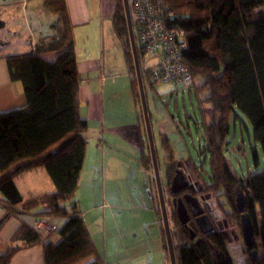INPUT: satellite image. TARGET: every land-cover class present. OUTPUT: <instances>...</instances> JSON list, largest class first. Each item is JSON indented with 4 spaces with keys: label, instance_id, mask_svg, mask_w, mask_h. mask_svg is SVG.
<instances>
[{
    "label": "trees",
    "instance_id": "1",
    "mask_svg": "<svg viewBox=\"0 0 264 264\" xmlns=\"http://www.w3.org/2000/svg\"><path fill=\"white\" fill-rule=\"evenodd\" d=\"M165 3L175 13L170 23L185 31L183 62L199 80L189 92L198 98L201 111L202 118L197 123L203 131L204 153L209 156L208 178L203 177V164L198 165L191 157L184 161L185 165L194 168L197 179L207 190L226 199L240 228L237 198L243 195L245 212L254 227L251 248L261 250L255 258L247 247L249 254L244 264H264V0H165ZM44 6L58 15L55 32L40 38L33 50L4 57L11 80L22 83L29 110L0 113V191L5 196L0 230L11 216L29 212L41 203L47 206L43 214L64 217L66 221L59 230L62 237L59 242H44L41 232L23 223L11 242L23 240L24 244L10 245L0 254V264H8L18 250L40 243L44 248V264H78L89 257L94 258L85 264H104L76 196L89 125L79 111L81 75L74 25L66 0H44ZM112 20L117 35L124 41L131 90L145 123L123 0H116ZM138 53L141 60L139 48ZM47 54L56 57L49 60ZM141 70L146 93L149 71ZM149 115L152 122L150 108ZM239 121L251 124L253 141L261 151L252 146L257 170L248 171L244 177L233 170L227 155L232 124ZM146 140L147 151L142 153L141 164L150 170L153 163L147 137ZM160 141L165 151L163 185L177 264H233L224 230L214 225L212 230L203 232L195 225L192 214L191 225L178 219L171 185L180 160L175 158L170 141L162 133ZM260 163L262 167L258 169ZM40 167L46 168L56 191L24 198L15 177ZM153 182L156 185L155 177ZM186 191L183 189L181 195ZM156 199L158 203L157 188ZM156 212L161 217L163 247L171 264L161 208ZM191 230L195 233L193 237Z\"/></svg>",
    "mask_w": 264,
    "mask_h": 264
},
{
    "label": "crops",
    "instance_id": "2",
    "mask_svg": "<svg viewBox=\"0 0 264 264\" xmlns=\"http://www.w3.org/2000/svg\"><path fill=\"white\" fill-rule=\"evenodd\" d=\"M66 2L81 75L79 111L89 125L76 195L81 215L104 264H168L156 212V185L151 171L141 164L147 151L146 127L131 90L124 41L112 20L116 0ZM58 24V15L44 6V0H0V26L4 27L0 30V113L29 110L22 83L11 80L4 57L35 49L36 42L53 34ZM46 57L53 60L56 55ZM85 174H92L86 198L80 189ZM14 181L24 198L56 191L44 167L22 172ZM4 200L0 191V218ZM46 210L41 203L7 219L0 230V254L10 245L24 244L11 238L23 223L33 226L39 219L46 224L44 242H59L66 219L47 216L42 213ZM8 264H44L43 243L18 250Z\"/></svg>",
    "mask_w": 264,
    "mask_h": 264
},
{
    "label": "rangeland",
    "instance_id": "3",
    "mask_svg": "<svg viewBox=\"0 0 264 264\" xmlns=\"http://www.w3.org/2000/svg\"><path fill=\"white\" fill-rule=\"evenodd\" d=\"M140 62L144 66L147 63V59L142 57ZM146 89L162 182L165 180L163 170L165 151L161 147V141L159 140L160 132L170 141L174 149L175 158L183 161L191 157L198 165L203 164V174L207 176L206 169L209 168V156L208 152L204 153L205 141L203 131L197 123L202 118L198 98L194 93L189 92V88H177L172 83L155 82L153 86L148 84ZM252 146L256 147L261 153L259 145L253 141L251 124L241 121L236 122L235 125L232 124V131L227 145V155L233 170L240 177H244L250 170H257L252 158ZM261 167L262 163H260L258 169ZM150 171L152 177H155L153 168ZM85 175L86 179L84 177L80 189L82 195L86 198L87 192L91 188L89 182L92 174ZM101 180H103L102 175L100 176ZM108 182L109 187L112 189L113 183L111 185V181ZM220 201L224 204L225 209L230 212L231 208L227 204L226 199L222 197ZM158 205L160 207L159 200ZM231 226H234V224ZM231 226L227 231V246L233 258V264H244L249 254L244 237L237 228ZM260 252L261 250L259 249L258 253Z\"/></svg>",
    "mask_w": 264,
    "mask_h": 264
},
{
    "label": "built area",
    "instance_id": "4",
    "mask_svg": "<svg viewBox=\"0 0 264 264\" xmlns=\"http://www.w3.org/2000/svg\"><path fill=\"white\" fill-rule=\"evenodd\" d=\"M137 48L147 59L142 69H148L150 83H172L174 86L192 88L197 80L183 62L186 47L185 31L170 21L175 16L165 0H129ZM0 26V30H3ZM157 58L155 63L151 60ZM150 83H148L150 85ZM34 229L42 233L44 219L34 223Z\"/></svg>",
    "mask_w": 264,
    "mask_h": 264
},
{
    "label": "water",
    "instance_id": "5",
    "mask_svg": "<svg viewBox=\"0 0 264 264\" xmlns=\"http://www.w3.org/2000/svg\"><path fill=\"white\" fill-rule=\"evenodd\" d=\"M123 3H124L126 19L128 23L129 38H130V43H131V48H132L134 65H135L136 74H137L138 83H139L141 106L143 110L146 133H147L150 152L152 156L156 188H157L160 208L162 212V220H163V225H164V230H165V235H166L167 247L169 251L170 263L177 264L176 247H175L174 239L172 236V229H171V223H170V218H169V213H168V208H167V201H166L165 192H164V185L162 182V178H161V174H160V170L158 166L157 151H156L155 139H154V134H153V129H152V122H151V118L149 115V107H148L147 97H146L145 88H144V81H143V76H142L140 58H139L136 38L134 34V29H133V23H132L131 11H130V1L123 0ZM184 180H185L184 175L181 172V170H179L176 173L172 181L171 190L174 193H178L184 187L183 184L181 183V181H184ZM184 200L186 203L183 202L182 199H179L178 201L176 198L173 199L174 204L177 205V212L180 215L181 222L185 223L187 221L188 215H189V210H188V206H189V209L194 214V216H198V215L200 216L197 219V221H198V224L201 230L203 232L210 231L212 227V222L208 216L201 215L202 210L201 208H199L198 200L191 195H186L184 197ZM237 206H238V210L242 213L241 223H242V233H243V237L245 240V244L247 247H252L254 227H253V223H252L250 216L248 215V213L245 212V200L242 194H240L237 198ZM182 216L183 217L185 216V218L183 219ZM203 218L205 219V222L202 221ZM191 233L193 237L195 235L194 231L191 230ZM198 240L199 239H196V241ZM252 254L256 258L258 255V251L253 250Z\"/></svg>",
    "mask_w": 264,
    "mask_h": 264
},
{
    "label": "flooded vegetation",
    "instance_id": "6",
    "mask_svg": "<svg viewBox=\"0 0 264 264\" xmlns=\"http://www.w3.org/2000/svg\"><path fill=\"white\" fill-rule=\"evenodd\" d=\"M184 161L185 160L180 161L178 164L179 166L178 171L181 170L185 178L184 181H181L184 187L178 193H174L175 195H173L171 198L172 202L174 198H176L177 201L179 199H182L183 202H185L184 197L186 195H191L198 200L199 208H201L202 210L201 215L208 216L209 219L211 220L212 222L211 230L213 226L215 225L219 227L220 229L224 230L226 233V236L228 237L227 231L230 228V226L234 224V226H231V227L237 228L240 234L243 235L242 228H240L239 224L237 223L238 221L237 216L233 215L232 210L229 212L225 209L224 204L220 201L222 197L217 198L215 192H210L209 190H207L205 184L201 183L200 180L197 179V175H196L194 168L191 166L184 165L186 164ZM203 177L208 178V176H205V174H203ZM183 189L187 191L181 195V191H183ZM173 207H175V209L177 208V205H175L174 202H173ZM188 210H189V215L185 223H189L191 225L192 220H191L190 215L191 214L194 215V214L190 211L189 206H188ZM177 215H178V219L181 221V218L178 212H177ZM239 215H240L239 219L241 220L242 213L240 212ZM199 217H200L199 215L194 216L195 225H199L197 221ZM184 218L185 216L183 217V219ZM202 221L205 222V219L203 218ZM248 248H250V254L253 255L252 252L254 249L251 247H248Z\"/></svg>",
    "mask_w": 264,
    "mask_h": 264
}]
</instances>
